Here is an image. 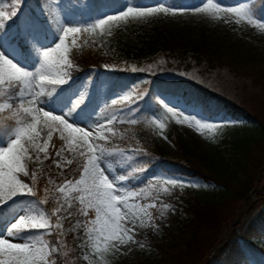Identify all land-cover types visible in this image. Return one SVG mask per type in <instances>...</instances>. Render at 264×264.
I'll return each mask as SVG.
<instances>
[{
	"label": "trees",
	"instance_id": "obj_1",
	"mask_svg": "<svg viewBox=\"0 0 264 264\" xmlns=\"http://www.w3.org/2000/svg\"><path fill=\"white\" fill-rule=\"evenodd\" d=\"M4 1L9 3L11 0H0V4ZM199 1L168 0L174 7H182L185 3L194 7ZM222 1L237 4L243 0ZM64 2L66 8L78 17L80 27L86 30L79 33L76 43L68 47L69 58L74 61L75 68L71 79L58 87L55 93L46 94L44 99L59 105L68 104V110L71 111L73 103L78 99H72L70 91L84 80L87 90L83 101L71 114L83 116L91 125L117 117L112 124H107L108 131L105 134L109 139L101 144L112 154L108 160L115 166V170L120 169L116 171L117 174H124L125 165L120 163L124 156L120 152L125 156L133 155L135 163L127 168L132 173L128 184L135 191L144 189L138 199L151 203L150 198H155L170 206L164 209L158 205L154 211L162 231V240L150 242L137 236L139 241H145L157 251L154 264H264V192L259 190L257 199L249 208L245 209L243 206V201L257 185L259 169L264 168V154L254 155L260 146L264 149L261 143L264 140V121L242 103L230 101L219 94L210 83V71L226 67L234 74L246 75L264 91V32H249L258 44L243 40L242 49H236L237 43L230 40L229 44L224 45L227 48H223L204 25L201 26L198 37L189 32L178 35L166 27L168 23L165 19H160L149 33L135 32L133 29L128 34L116 33L114 39L109 41L102 31L98 28L93 30L91 25L103 9H119L123 6V0ZM248 7L258 19H264V0H250ZM13 8L17 11V16L3 20L4 31L8 32L11 40L15 38L23 59L30 61L34 57V51L31 48L32 42L29 43L25 36L40 32L50 37L55 32L50 18L52 0H18L16 5H9V14ZM134 68L136 71H133ZM172 70L175 71L172 73ZM102 74L107 90L104 106L99 105L94 91L96 79ZM124 89L130 90L133 95L125 102L119 101L117 105H112L110 97L114 92H122ZM162 93L180 95L188 106L200 108L208 118L260 121L261 128L256 132L237 129L231 137L224 136L220 139L227 142L231 150L224 167L209 157L196 159L183 132L171 120L166 126L165 135L168 142L173 144L177 156L170 155L158 139V116L167 111L165 100L160 97ZM128 106L134 111L121 113V108ZM132 118L137 120V124L130 123ZM0 125L7 127L8 122L0 120ZM1 141L3 140L0 139ZM52 143L56 148L60 147L56 133ZM136 149L147 155L136 156ZM29 167L33 171L38 170L37 182L32 185L37 189V196H20L0 206V231L19 209L50 214L56 204L53 199L56 197V188L65 179H73L79 175L76 162L63 167V172L51 170L47 166L39 169L33 163ZM136 167H142L145 171H133ZM158 169L168 174L196 177L216 183L221 188V196L203 198L187 189L170 187L164 182V177L155 175ZM26 182L31 183L30 180ZM45 186L50 189L47 194L48 205L40 204V200L45 198ZM165 188L169 191L164 192ZM58 199L63 200V197ZM78 218L84 219L82 216ZM74 222L65 220L64 228L68 229ZM80 234L83 235L82 232ZM33 235L41 236L42 242L54 243L56 239L47 232ZM80 242L72 234L66 238V247L62 240L60 255L53 257L57 264H79L82 248ZM219 245L218 251L209 256V252ZM94 256L101 264H128L124 259L122 262L116 259L108 261L104 256Z\"/></svg>",
	"mask_w": 264,
	"mask_h": 264
},
{
	"label": "snow or ice",
	"instance_id": "obj_2",
	"mask_svg": "<svg viewBox=\"0 0 264 264\" xmlns=\"http://www.w3.org/2000/svg\"><path fill=\"white\" fill-rule=\"evenodd\" d=\"M209 6L219 7L218 4H212V0H208L204 8ZM167 11L169 9L163 4L150 8L130 6L118 15H107L106 18L95 21L91 27L93 30L103 29L110 22L126 18L130 13L143 16L146 13ZM240 11L239 8L227 9L229 13ZM16 16V10L10 14L0 11V37L5 34L3 20ZM55 22L58 25L56 31L59 42L53 47L38 50L40 60L34 70L19 66L5 55L4 51H0V120L8 122L7 127L0 125V139L5 144L0 147V206L14 201L18 196H37V189L32 185L37 182L38 170L33 171L29 165L42 163L41 153L44 159L51 160L50 148L55 149L57 159L53 160V163L57 167H61L58 158L65 150L70 152L73 159H65L63 163L72 165L76 162L79 175L78 178L65 179L56 188V197H53L56 204L50 214L37 212L19 216L6 229L5 234L0 235V264H57L53 257L60 255L62 240L64 246H67L66 238L69 234L80 239L85 248L92 245L96 255L120 252L121 248L128 244L140 243L135 239L136 221L139 219L140 225L143 226L144 220L137 217L132 211L133 208L143 210L144 216L148 217L149 227H158L152 223L155 217L149 209L158 205L164 209L170 207L155 198H150L152 202L148 204L130 203V200H136L144 192L143 188L130 191L123 183L132 178V173L128 172L127 168H131L135 163L133 155L125 156L120 152V155L124 156L120 161L125 165L124 174H115L112 170L113 164L108 162L112 154L101 146L109 139L104 134L105 123L97 122L93 128L92 125L79 126L71 119V111L83 101L84 93L73 103L69 112H55L43 106L46 94L51 95L58 87L68 83L75 70L74 61L69 58V48L66 46L69 34L75 35L86 30L81 27L63 26L58 17ZM261 26L264 27V24ZM25 39L31 43V34H27ZM9 43H15V38ZM72 43L75 44L76 40L73 39ZM111 103L117 105L119 101L113 99ZM120 111L133 112L134 109L128 106ZM168 111L173 112V109L168 108ZM179 115L183 116V120L195 121L198 128L209 126L202 124L201 120L194 116L185 115L183 112ZM116 119L115 116L107 119V124H112ZM130 123L135 125L137 120L132 118ZM177 123L182 121L177 120ZM54 133L58 134L59 148L51 143ZM134 151L136 156L147 155L140 149ZM61 171L64 169L61 168ZM116 171L120 169L117 168ZM133 171L143 172L145 169L136 167ZM29 180L31 183L26 182ZM164 182L170 187H183L186 183H191L180 181L176 177L165 178ZM168 191V188L164 189V192ZM43 192L45 198L40 200V204L48 205L49 187L45 186ZM58 197H63V200ZM80 216L84 219H79ZM65 220L75 222L65 229ZM38 232H47L49 236L55 237L54 243L42 242L41 236L33 235ZM140 246L143 247L142 244Z\"/></svg>",
	"mask_w": 264,
	"mask_h": 264
},
{
	"label": "rangeland",
	"instance_id": "obj_3",
	"mask_svg": "<svg viewBox=\"0 0 264 264\" xmlns=\"http://www.w3.org/2000/svg\"><path fill=\"white\" fill-rule=\"evenodd\" d=\"M249 1H240L237 4L225 3L221 0H212V4H218L219 7H211L204 8V5L208 3V0H200L196 6L191 7L186 3L184 7H172L167 0H159L156 2H142L141 4L134 3L133 0H123V6L119 9H103L102 12L98 15L95 21L99 19L106 18L107 15H118L120 11L126 10L127 7L134 8H150V7H159L163 4L165 7L169 9L167 12H153L146 13L143 16H138L136 13H130L128 17L122 18L117 21H112L108 25H106L103 29L98 28L103 32L104 36L109 40H113L116 33L119 34H128L135 30V32L141 33H149L151 32L159 20L162 19L168 23L166 27L171 28V30L178 35H184L188 32L198 37L200 34L201 26L204 25L209 32L213 33V37L216 42L221 43L223 48H227L224 45L230 43V40H233L237 43L236 49H242V41L249 40L253 43L258 44L256 39L252 36L253 33L264 32V27L261 25L264 24V19H258L249 9L248 7ZM17 4L16 0H12L10 3L1 2L0 11L5 13L10 12L8 5ZM53 4V28H55V34L53 38H46L40 34H35L32 38L33 41V49L35 51V56L33 59L25 60L22 57V52L17 45V43L10 44L11 40L8 33L0 37V51H4V54L9 58L13 59L19 66L24 67L29 70H34L35 67L38 66L40 57L38 55V50H43L46 48L53 47L56 43L59 42V35L57 34L56 18L58 17L61 25L63 26H75L79 27V19L78 17L71 11L66 8L64 0H52ZM228 8H239L241 11L239 13H229L227 12ZM199 9V10H198ZM13 10H15L13 8ZM12 10V11H13ZM134 29V30H133ZM251 32L252 34H250ZM78 34H69L68 39L66 40V46L73 44L72 40L75 39L77 41ZM227 42V43H226ZM260 46V45H259ZM174 63V62H172ZM175 70H172L173 73ZM212 77L210 83L217 89V92L227 99L235 100L237 103H242L243 106H246L248 110L252 113H256L258 117H260L264 121V91L260 88L258 84H255L249 79L246 75H237L233 72L228 71L226 67H222L221 69H214L210 71ZM86 84L81 81L78 86L72 90V97L74 99H80L81 93L85 94ZM94 90L97 91L99 98L97 102L101 105L104 104L103 99L106 94L105 91V80L103 76L97 79L95 83ZM155 94H159L157 91H154ZM131 92L127 89H124V92L114 93L111 97L113 99L125 101L126 99L131 97ZM164 96L165 94H160ZM166 106V113L158 116V139L160 143L163 144L165 150L170 155L177 156L176 150L171 142H168L165 130L167 124L174 120L176 124L179 126L180 130L183 132L185 140L188 142L190 150L193 156L196 159H205L207 157L215 160L220 165L224 167L227 165L225 159L228 160L227 157H230L231 150L229 149V144L227 142H222L220 139L226 137H231L237 129H245L251 132H256L261 128L260 121L254 122H241L239 120H230V119H207L202 117V112L199 108L190 105L180 98V95H170L164 96ZM46 109L55 111V112H68L67 105H59L54 104L50 100L46 101L43 105ZM168 108H172L173 112H169ZM183 112L185 115H191L196 117V119H200L202 124L209 125L208 127H200L198 128L195 124V121L183 120V116L179 115V113ZM173 113H177L174 115ZM58 114V113H55ZM71 119L74 123L79 126H88L87 120L81 117H75L71 115ZM177 120H181L182 123H177ZM105 123L106 127L105 132L108 131L107 128V120L101 121ZM163 125V127H161ZM93 128L96 127V123ZM257 127V128H255ZM97 131H99L97 129ZM58 136V134H56ZM52 143V142H51ZM262 145H264V140H262ZM5 146L4 142H0V147ZM264 148V147H263ZM50 155L52 159H44L43 154L41 153V161L40 164H35L36 167L42 169V167L47 166L49 169H53L55 171H60L61 168L66 167L63 161L65 159H73V155L65 150L64 154L58 158L61 163V167H57L53 160H56L55 151L52 148L49 149ZM264 154V149L260 146L254 152V155ZM78 159V154H77ZM109 162V161H108ZM113 172L114 166H113ZM116 174V173H115ZM119 175V174H118ZM155 175L162 176L164 178L176 177L180 181L183 182H191L186 183L185 186L179 187L180 189H187L192 194H197L200 197H216L221 196V188L216 185V183L208 182L202 180L200 178H190L187 176H181L179 174H168L164 171L158 169ZM78 178V177H76ZM70 179V178H69ZM257 185L253 188L256 189L255 198L252 199V195L249 192L248 196L243 201V206L249 208L257 199V195L259 190L264 192V168L259 169L257 175ZM125 186L130 191H135L127 181L123 182ZM20 197V196H18ZM17 197V198H18ZM142 201L138 198L136 200H130V203L139 204ZM144 204H148L143 202ZM241 207V206H240ZM242 208V207H241ZM132 211L137 215V217L142 218L144 220V225H140L139 219L136 221L137 227L135 229L137 235L144 238V240H148L150 242L160 241L162 240V231L159 229V223L155 218L152 223L157 225L158 227H149L148 226V217L144 216L143 210L140 208H133ZM154 215V209H149ZM35 214L24 209L18 211L14 217L9 220L5 226L1 229L0 235H4L6 229L11 225V223L15 222V220L22 215L25 214ZM238 214V213H237ZM224 233V232H223ZM226 234V233H224ZM136 235V236H137ZM136 239V238H135ZM139 241V240H138ZM221 241V239H220ZM143 245L141 247L140 245ZM220 246V245H219ZM92 245H88L86 248L82 246L79 258V264H101L98 259L93 254ZM210 254V253H209ZM157 251L154 248L146 244L145 242H141L139 244H128L126 247L121 248L120 252L117 253H105L103 256L108 261H112L113 259L121 260L123 259L128 264H139L138 262H144L145 264H154L153 260L157 257ZM211 255V254H210ZM54 259V258H53Z\"/></svg>",
	"mask_w": 264,
	"mask_h": 264
},
{
	"label": "bare ground",
	"instance_id": "obj_4",
	"mask_svg": "<svg viewBox=\"0 0 264 264\" xmlns=\"http://www.w3.org/2000/svg\"><path fill=\"white\" fill-rule=\"evenodd\" d=\"M95 83H96V82H95ZM94 88H95V86H94ZM94 91H95L96 94L98 95L97 91H96V90H94ZM105 91H106V94H107V90H105ZM106 94H105V95H106ZM224 119H230V118H224ZM230 120H233V119H230ZM234 120H236V119H234ZM234 120H233V121H234ZM236 121H237V120H236ZM159 229H160V227H159ZM137 236H139V235H137ZM137 236L135 237L136 240H138V239H137ZM139 237H141V236H139ZM147 241H148V240H147ZM141 242H142V241H141ZM143 242H145V241H143ZM80 243H81V242H80ZM81 245H82V244H81ZM209 253L211 254V255L209 254V256H213V255L215 254V253H212V250H211Z\"/></svg>",
	"mask_w": 264,
	"mask_h": 264
},
{
	"label": "water",
	"instance_id": "obj_5",
	"mask_svg": "<svg viewBox=\"0 0 264 264\" xmlns=\"http://www.w3.org/2000/svg\"><path fill=\"white\" fill-rule=\"evenodd\" d=\"M250 195H252V199H254L255 198V195H256V189H252L251 191H250ZM217 251V249H213L212 250V253H215Z\"/></svg>",
	"mask_w": 264,
	"mask_h": 264
}]
</instances>
